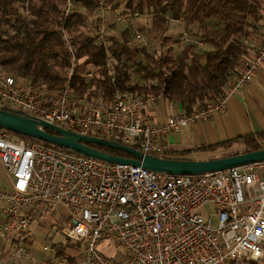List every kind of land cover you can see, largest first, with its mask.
Masks as SVG:
<instances>
[{
  "label": "built area",
  "instance_id": "1",
  "mask_svg": "<svg viewBox=\"0 0 264 264\" xmlns=\"http://www.w3.org/2000/svg\"><path fill=\"white\" fill-rule=\"evenodd\" d=\"M65 17L75 3L66 0ZM97 34H108L107 14L126 25L132 18L124 8L99 0ZM133 38L148 47L136 31ZM70 66L63 70L61 88L20 80L0 69V106L68 131L106 139L164 157L167 138L182 128L209 120L224 111L230 98L251 84L264 67V35L254 57L239 64L221 99L191 114H177L154 123L146 114L158 98L116 90L111 98L88 99L73 84L76 56L73 41L64 33ZM114 74V58L107 56ZM93 78V72L86 74ZM0 162L11 187L0 185V212L7 216L5 231L17 239L10 259L0 264L38 263L29 244L34 225L56 219L49 234L52 254L43 264H68L55 247L64 236L80 251V264H264V161L199 175H171L116 164L50 148L18 138L0 128ZM68 211L61 216L58 206ZM210 205L212 211L204 213ZM114 240L125 246L128 258L114 260L100 245Z\"/></svg>",
  "mask_w": 264,
  "mask_h": 264
},
{
  "label": "trees",
  "instance_id": "2",
  "mask_svg": "<svg viewBox=\"0 0 264 264\" xmlns=\"http://www.w3.org/2000/svg\"><path fill=\"white\" fill-rule=\"evenodd\" d=\"M72 1L84 10L77 9L65 17L66 0H0V69L20 80L61 88L63 70L70 66L64 42L67 33L75 50L73 84L79 95L90 100L108 99L116 90L129 91L180 102L191 114L206 107L211 98L223 97L250 43L258 34H264V2L258 0H106L112 8L123 5L131 15L138 13L152 19V26L142 29L160 43L159 49L151 51L141 44L132 45L130 29L99 40L89 25L99 13V0ZM173 21L183 22L185 34L194 39L179 51V39L172 41L167 35ZM170 40L173 44L165 49ZM108 54L114 58V74L107 63ZM88 72H93V78L86 77ZM263 140L264 132L220 146L239 143L243 148L232 154L238 155L264 149ZM91 146L110 155L129 157L122 151ZM164 158L191 160L176 153ZM55 247L59 257L79 263L77 245L70 240L55 243Z\"/></svg>",
  "mask_w": 264,
  "mask_h": 264
},
{
  "label": "crops",
  "instance_id": "3",
  "mask_svg": "<svg viewBox=\"0 0 264 264\" xmlns=\"http://www.w3.org/2000/svg\"><path fill=\"white\" fill-rule=\"evenodd\" d=\"M258 1L264 2V0ZM119 7L120 9L124 8L123 5H119ZM107 19L110 23H119L117 22V15L113 11L107 14ZM132 21L134 22V25ZM119 24L121 27H124V30L130 29L133 37L135 29L142 30L144 28L151 27L152 19L148 15H142L137 18H132V20L126 25L121 23ZM263 35V33L258 34L256 38L252 40L249 45V51L243 57L241 63L254 57L261 43ZM201 45L204 47V49H208V47L204 44ZM146 114L149 115L152 118V121L157 124L164 123L169 117L173 115H184L187 113L180 102L170 103L164 101L163 98H158L157 105L148 107ZM262 132H264V67L258 71L251 84L243 88L236 95L229 99L224 111L215 112L209 120L199 121L184 127L178 134L169 135L167 138L169 150L166 155L176 153L183 154L184 157L191 160H211L210 156L213 154V152L222 151V153H225V151H228L223 146H220V144L234 142L240 137L255 135ZM262 144L264 145V140ZM210 147L215 148L210 149ZM242 148L243 147L239 143H234L232 147H230V150L232 149L234 151H239ZM206 156L209 157V159L200 158H205ZM217 158L220 157L218 156ZM0 164L2 165L1 162ZM5 174L3 175L4 180ZM259 177L261 180H264V171L259 173ZM58 210L61 216L66 218L68 217V211L64 206L59 205ZM7 221V216L0 212L1 262H7L10 259L13 248L17 244V239L12 234L5 231ZM55 223H58L56 219H51L42 225H34L33 227L35 231V241L29 244V247L31 248L32 254H34L38 259V263L36 264H43V261L46 258H54L52 254H44L42 252V246L46 243V240L50 239L48 236ZM56 242L64 243L61 241ZM114 244V240L104 241L100 245V249L111 259H124L123 256L116 251ZM66 263L73 264L67 260ZM21 264L32 263H30L28 259H23Z\"/></svg>",
  "mask_w": 264,
  "mask_h": 264
},
{
  "label": "water",
  "instance_id": "4",
  "mask_svg": "<svg viewBox=\"0 0 264 264\" xmlns=\"http://www.w3.org/2000/svg\"><path fill=\"white\" fill-rule=\"evenodd\" d=\"M0 128L13 134L29 137L43 143L57 146L82 156L102 161L143 167L144 169L171 175H199L236 168L264 161V149L206 161L172 160L144 154L140 150L123 146L106 139L86 136L56 127L18 111L0 108ZM91 145L122 151L129 157L104 153Z\"/></svg>",
  "mask_w": 264,
  "mask_h": 264
},
{
  "label": "rangeland",
  "instance_id": "5",
  "mask_svg": "<svg viewBox=\"0 0 264 264\" xmlns=\"http://www.w3.org/2000/svg\"><path fill=\"white\" fill-rule=\"evenodd\" d=\"M77 9H79L80 11L84 10V8H82L81 6H77L76 5V10ZM140 16H142V15H139V17ZM97 18H98V15L95 16L94 18H92L93 22H89L90 28L93 31H95L96 35L99 32ZM132 23L134 25L133 21H132ZM107 24H108V34L120 35L121 31L124 30V27H121V25L119 23H110V22H108ZM182 24H183L182 22H174L173 21V23L171 24V29H170V31L167 34L172 39V41L175 40V39H179V42L176 45L178 51L181 50L187 44H190V43L194 42V39H193V37L190 34H187V35L185 34L184 25H182ZM136 31H138L142 35V37H143V41L142 42H144L148 46V48L151 49V51L155 47L157 49H159L160 43L154 39L153 35L146 36L145 35L146 33H143L142 30H140V29L139 30L135 29V32ZM181 36H183V37H181ZM172 41L170 40L168 42V44L165 46V49H168L173 44ZM138 44H140V42L136 41L134 38H132V45L136 46ZM232 145L233 144H231L229 147H224L226 150H228L227 152L225 151V153L224 152L222 153V151L213 152V154H211V156H210V159H216L218 156L220 158H223V157H227V156H232L233 153L234 154L237 153L238 151H234L232 149L230 150V147H232ZM200 158L201 159H209V157H207V156L205 158H202V157H200ZM199 161H206V160H199ZM4 174H5V171L3 169V166L0 164V180L2 181V182L0 181V183H1L0 185H3L6 189H9L11 187V179L9 177H7V175L5 174V180H4V176H3ZM203 210H204V213L205 212L206 213H210L212 211V207L210 205H207ZM50 238H52V236H50ZM57 241L58 242L61 241V242L66 243L68 240L64 236H60V237L57 238ZM45 242L48 245H52L51 239H48ZM114 245H115L116 251L119 254H121L124 259L128 258L127 249L125 248V246L123 244L115 242ZM78 251H79V249H78ZM79 253H80V251H79ZM79 259H80V256H79Z\"/></svg>",
  "mask_w": 264,
  "mask_h": 264
}]
</instances>
